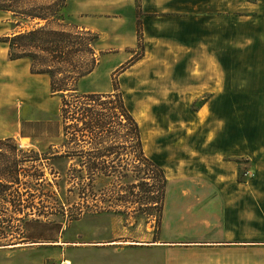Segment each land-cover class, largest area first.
I'll return each instance as SVG.
<instances>
[{
    "label": "rangeland",
    "instance_id": "obj_1",
    "mask_svg": "<svg viewBox=\"0 0 264 264\" xmlns=\"http://www.w3.org/2000/svg\"><path fill=\"white\" fill-rule=\"evenodd\" d=\"M27 1L41 4L46 0ZM228 3L237 11V55L243 58L242 67H247L255 78L264 70V0H228ZM76 19L69 13L73 25H77ZM14 20L10 13L0 12V38L13 31ZM49 26L58 27L55 20ZM127 51V56L122 52L121 56L108 55L103 59L108 50L98 47V64L78 81L77 92L107 93L112 90V82L117 84L125 105L140 124L145 155L163 169L170 186L197 184L198 148L205 150L206 158L214 157L217 149H225L220 142L230 132L239 138L242 130L221 129L214 114L199 110L204 98L188 90V82L180 73L171 74L165 80L169 62L181 55L183 49H153L144 61L134 65L144 54L141 33L140 43L137 38L136 46ZM28 62L27 59L9 60L6 47L0 42V134L11 135L22 150L8 155L11 160L19 161L21 178L26 181V184L11 186L4 194L10 202L3 204L41 213L37 223L29 218L13 222L9 238L15 244L6 246H15L0 248V264H264V224L255 225V236L260 239L252 242L248 251L237 255H210L208 260L196 252L184 251L182 246L170 249L175 247L163 238L166 233H173L172 226L166 227V216L173 209L174 194L170 193L164 202V216L163 206L158 213V204H154L158 201V177L154 173L148 175L152 194L143 192L144 186L141 190L136 185L139 174L134 170L146 166L136 160L134 149L119 156L115 150L105 158L114 166L127 163L126 178L116 173L110 178L97 173L88 175L84 166L93 158L74 157L73 148L92 155L95 147L82 141L73 144V128L64 127L59 113L62 98L51 95L46 75L29 74ZM191 66L195 68L196 64ZM71 97L73 93L65 99L70 101ZM243 132L244 135L251 132L249 135L255 139L262 137L263 130ZM216 140L218 144L214 146ZM112 143L107 141L103 145ZM261 147L239 141L232 150L229 148L232 154L251 153L229 157L237 164L239 183H260L262 177L250 160L253 156L254 161L260 162ZM190 154L193 158L185 160V164L178 161ZM80 182L84 190L79 189ZM122 184L135 185L117 187ZM254 217L259 223L261 215L257 207Z\"/></svg>",
    "mask_w": 264,
    "mask_h": 264
},
{
    "label": "crops",
    "instance_id": "obj_2",
    "mask_svg": "<svg viewBox=\"0 0 264 264\" xmlns=\"http://www.w3.org/2000/svg\"><path fill=\"white\" fill-rule=\"evenodd\" d=\"M139 2V14L135 0H69L68 11L77 18L79 27L98 34L97 49L108 50L103 59L108 55L121 56L122 52L127 56V50L136 46L137 20L144 54L134 65L144 61L153 49H183L181 55L169 62L165 80L168 81L171 74L180 73L188 82V90L204 98L199 110L214 114L221 129L242 130L240 139L230 132L220 142L225 149H217L214 157L206 158L205 150L198 148L197 184L170 186V179L163 171L166 178L163 216L164 202L170 193L174 194L173 209L167 211L166 216V227L172 226L173 233H166L163 240L175 247L170 249L182 246L184 251L196 252L208 260L210 255H237L248 251V246L260 239L255 236V225L264 224V70L254 78L247 67H242L243 58L237 55V11L232 10L228 0ZM27 65L30 75L44 76L31 74L29 62ZM248 129H262V137L253 139L251 132L244 135L243 130ZM5 138L12 136L0 134V139ZM239 141L262 146L260 162L254 161L253 156L250 160L262 177L259 184L237 180V164L229 157L251 154L228 151ZM199 145L202 146L200 141ZM191 155H183L178 161L185 164V160L193 158ZM255 207L261 215L259 223L255 222Z\"/></svg>",
    "mask_w": 264,
    "mask_h": 264
},
{
    "label": "trees",
    "instance_id": "obj_3",
    "mask_svg": "<svg viewBox=\"0 0 264 264\" xmlns=\"http://www.w3.org/2000/svg\"><path fill=\"white\" fill-rule=\"evenodd\" d=\"M135 1L136 11L139 14V0ZM68 5L69 0H46L41 4L27 0H0V12L10 13L15 19L13 31L1 37L0 42L5 45L9 60L27 59L31 74L48 77L51 95L58 94L62 98L59 113L64 127L73 128V144L82 141L95 147L92 155L76 149L77 147L73 148L74 157L93 158L84 166L88 175L97 173L102 177L110 178L116 173V176L126 178L127 163L114 166L105 158L112 156L115 150L119 156L134 149L136 160L145 163L146 166L145 169L139 167L134 170L136 174H139L136 185L141 190L144 186L143 192L152 194V184L148 182L150 179L148 175L154 173L158 177L159 190L156 197L158 201L154 204H158L157 212L161 213L166 186L165 175L163 170L145 155L140 125L125 105L117 84L112 82V90L108 93L77 92L78 81L90 74L98 64L96 45L99 36L95 32L73 25V22L69 20ZM52 20L57 22L58 27L49 26ZM136 32L138 43H140L139 20H137ZM71 93L73 98L71 97L70 101L66 100L65 96ZM107 141L113 143L104 146L103 144ZM115 141H119L120 144H114ZM2 146L6 149L3 150ZM21 152L22 150L17 147L12 138L0 139V199L2 200L0 201V246L15 244L9 238L12 235L14 221L23 218H29V221L34 223L40 221L41 213L33 212L32 208L25 212L23 207L15 204L10 207L3 204V202H10L4 194L11 186L26 184V181L21 178L19 161L11 160L9 156ZM34 178L37 181V178ZM112 181L110 183L115 184ZM79 185V189L84 190L85 187L81 182ZM87 185L89 184L85 186ZM134 185L122 184L117 187L132 188ZM149 199L151 200V197Z\"/></svg>",
    "mask_w": 264,
    "mask_h": 264
},
{
    "label": "water",
    "instance_id": "obj_4",
    "mask_svg": "<svg viewBox=\"0 0 264 264\" xmlns=\"http://www.w3.org/2000/svg\"><path fill=\"white\" fill-rule=\"evenodd\" d=\"M29 245H33V243L32 244H29ZM14 246H0V248H5V247H9L10 248V247H14Z\"/></svg>",
    "mask_w": 264,
    "mask_h": 264
}]
</instances>
